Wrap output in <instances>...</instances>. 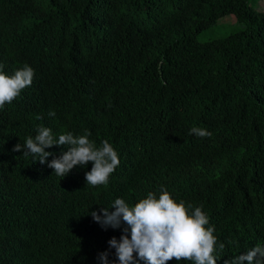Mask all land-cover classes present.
<instances>
[{
  "label": "trees",
  "instance_id": "1",
  "mask_svg": "<svg viewBox=\"0 0 264 264\" xmlns=\"http://www.w3.org/2000/svg\"><path fill=\"white\" fill-rule=\"evenodd\" d=\"M263 5L0 0L2 70L34 69L31 86L0 108V264H73L85 210L156 186L203 205L228 256L264 246ZM230 13L237 30L197 39ZM41 126L57 138L87 130L98 147L108 140L120 160L108 185L85 183L91 162L62 178L12 151Z\"/></svg>",
  "mask_w": 264,
  "mask_h": 264
},
{
  "label": "clouds",
  "instance_id": "2",
  "mask_svg": "<svg viewBox=\"0 0 264 264\" xmlns=\"http://www.w3.org/2000/svg\"><path fill=\"white\" fill-rule=\"evenodd\" d=\"M4 66L5 62L0 61V108L31 86L34 77V69L28 64L12 75L2 70ZM55 115L54 110L49 111V116ZM189 134L212 135L199 127H192ZM89 136L85 130L83 135L69 131L57 138L50 128L41 126L34 137L26 138L24 145L16 143L12 151L23 150L24 156L37 157L35 161L46 163L62 178L74 167L83 168L91 162L85 183L107 186L120 164L118 153L108 140L98 147ZM54 145L66 146L67 150L59 155L46 151ZM50 156L53 158L48 160ZM156 187L127 200L118 197L98 211L85 210L88 224L84 223L79 232L86 237L81 238L84 248L73 264H264V246L257 242L236 250L226 246L235 253L228 256L214 226H208L203 205L194 207L183 199L177 201L166 187ZM91 225L97 231H92Z\"/></svg>",
  "mask_w": 264,
  "mask_h": 264
},
{
  "label": "rangeland",
  "instance_id": "3",
  "mask_svg": "<svg viewBox=\"0 0 264 264\" xmlns=\"http://www.w3.org/2000/svg\"><path fill=\"white\" fill-rule=\"evenodd\" d=\"M249 3L255 8L259 7V0H249ZM238 28L239 24L235 23L234 15L230 13L219 17L216 20L215 24H213L211 27L202 29L201 31L197 32L196 37L198 40L203 41L225 35L229 32L237 30Z\"/></svg>",
  "mask_w": 264,
  "mask_h": 264
},
{
  "label": "bare ground",
  "instance_id": "4",
  "mask_svg": "<svg viewBox=\"0 0 264 264\" xmlns=\"http://www.w3.org/2000/svg\"><path fill=\"white\" fill-rule=\"evenodd\" d=\"M58 252V251H57ZM50 256V255H49ZM52 262V261H51ZM57 263V262H56Z\"/></svg>",
  "mask_w": 264,
  "mask_h": 264
}]
</instances>
